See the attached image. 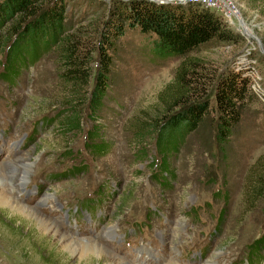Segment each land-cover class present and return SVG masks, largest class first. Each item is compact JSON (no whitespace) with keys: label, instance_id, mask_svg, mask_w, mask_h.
Listing matches in <instances>:
<instances>
[{"label":"rangeland","instance_id":"obj_1","mask_svg":"<svg viewBox=\"0 0 264 264\" xmlns=\"http://www.w3.org/2000/svg\"><path fill=\"white\" fill-rule=\"evenodd\" d=\"M233 1L242 20L227 24L242 36L237 43L213 40L163 59L153 53L156 35L128 30L98 116L88 105L94 76L68 104L77 92L56 48L21 62L15 79L3 77L16 19L1 24L0 264H264V0ZM64 2L68 33L84 43L113 0ZM248 55L256 99L230 140L221 145L207 117L165 157L156 131L168 109L161 93L180 63L199 59L215 81ZM68 110L80 129L63 124ZM101 141L104 153L90 151Z\"/></svg>","mask_w":264,"mask_h":264},{"label":"trees","instance_id":"obj_2","mask_svg":"<svg viewBox=\"0 0 264 264\" xmlns=\"http://www.w3.org/2000/svg\"><path fill=\"white\" fill-rule=\"evenodd\" d=\"M42 1L4 0L0 5V26L11 16L16 19L8 32L7 42L14 39L8 46L9 62L3 64L2 76L15 79L21 72V62H34L56 48L63 63L61 75L77 92L68 104L77 102L81 97L79 88L88 86L94 76L88 104L92 116H98L97 112L103 107L113 78L115 45L128 30L156 35L153 53L163 59L188 55L213 40L237 43L242 38L218 13L196 3L113 0L96 38L83 43L79 37L68 33L64 0H47L46 5H41ZM252 57L248 55L245 64L235 63L215 81L216 75L205 73L206 68L199 59L186 58L180 63L173 81L161 93L168 109L156 131L158 147L165 157L178 150L207 117L215 119L219 143L224 145L230 140L247 104L256 99L249 75ZM95 62L96 72L92 67ZM72 107L76 109L75 105ZM70 111L63 115L66 118L63 124L80 129V119L73 118ZM88 136L91 141L100 138V128L90 130ZM106 147L104 141L93 142L90 151L104 153ZM261 183L264 185V180ZM263 187L258 189L260 194Z\"/></svg>","mask_w":264,"mask_h":264},{"label":"built area","instance_id":"obj_3","mask_svg":"<svg viewBox=\"0 0 264 264\" xmlns=\"http://www.w3.org/2000/svg\"><path fill=\"white\" fill-rule=\"evenodd\" d=\"M170 3H196L218 13L227 23H237L242 20L241 11L233 0H154Z\"/></svg>","mask_w":264,"mask_h":264},{"label":"bare ground","instance_id":"obj_4","mask_svg":"<svg viewBox=\"0 0 264 264\" xmlns=\"http://www.w3.org/2000/svg\"><path fill=\"white\" fill-rule=\"evenodd\" d=\"M243 23H244V22H243ZM21 165H22V168H24V169H27L28 166H29L28 163H22ZM15 207H16L17 209H19V210H20V209H21V210H22V209H23V210L26 209L25 207H21V206H19V205H15ZM27 208H28V207H27ZM32 211H33V212L30 211L31 214H37V213L35 212V210H32ZM21 212H24V211H21ZM26 212H27V211H26ZM28 213H29V212H28ZM39 214H40V213H39ZM35 216H36V215H35ZM40 217H41V216H40ZM47 219H48V218H47ZM43 220H44V219H43ZM43 220H42V221H43ZM42 221H41V222H42ZM45 222H46V221H45ZM50 223H51V222H50ZM48 224H49V223H48ZM44 227H45V226H44ZM45 228H46V227H45ZM57 230H58V229H57ZM57 230H56V231H57ZM108 232H109L108 234L111 233L110 230H109ZM58 233H59V232H58ZM112 235H113V234H112ZM174 235H175V234H174ZM97 246H98V245H97ZM91 247H92V246H91ZM97 248H98V247H97ZM97 248H96V249H97ZM101 248H102V247H101ZM91 249H92V248H91ZM93 249H94V248H93ZM101 253H102V255H103V254H107V253L105 252V249H101ZM102 255H101V256H102Z\"/></svg>","mask_w":264,"mask_h":264}]
</instances>
